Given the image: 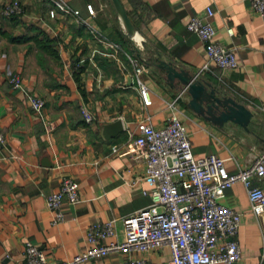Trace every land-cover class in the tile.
<instances>
[{
    "label": "crops",
    "instance_id": "crops-1",
    "mask_svg": "<svg viewBox=\"0 0 264 264\" xmlns=\"http://www.w3.org/2000/svg\"><path fill=\"white\" fill-rule=\"evenodd\" d=\"M10 1L0 0V9ZM18 1L22 15H0V128L5 138L0 145V264H26L27 241L50 264L70 260L84 250L88 226L107 220H114L116 239L122 240V218L150 203L142 193L150 189L143 179L144 162L128 146L136 123L148 118L154 127L165 125L167 105L181 90L178 80L169 85L158 60L211 83L219 95L252 112L247 130L231 121L218 126L190 108L185 92L176 115L186 127L194 156L218 155L235 172L264 150V21L250 0H120L134 28L130 36L111 0ZM50 7L57 12L54 19L47 16ZM207 7L213 10V41L234 49L238 67L233 70L209 64V70L198 73L207 62L204 44L186 24L191 16H204ZM103 38L121 50L106 48ZM126 55L148 67L143 80L152 102L146 108L134 89ZM14 74L44 101L48 130L23 93L11 88L8 80ZM81 106L91 114L90 123L83 120ZM117 118L123 129L105 139L102 126ZM64 176L77 183L79 201L64 203V220L52 224L45 197L59 188ZM221 201L240 213L241 259L236 264H264L262 234L243 185H232ZM140 257L163 264L169 249L120 251L82 264H125Z\"/></svg>",
    "mask_w": 264,
    "mask_h": 264
},
{
    "label": "built area",
    "instance_id": "built-area-1",
    "mask_svg": "<svg viewBox=\"0 0 264 264\" xmlns=\"http://www.w3.org/2000/svg\"><path fill=\"white\" fill-rule=\"evenodd\" d=\"M250 3L264 21V0H250ZM86 10L90 16L95 15L92 5L87 4ZM68 12L79 16L77 10ZM22 14L23 7L18 0H11L0 9V15L6 18ZM212 15L213 10L207 7L204 16H191L186 24V29L204 44L207 62L198 73L209 70V64L221 70L238 67L234 49L213 41L215 29L209 19ZM47 16L54 19L57 16L55 8L50 7ZM226 30L229 35L233 34L232 28ZM103 44L106 48L121 50L119 44L106 38ZM126 57L132 68L134 89L146 108L152 102L151 91L143 80L148 67L134 56ZM8 82L12 89L23 93L30 109L48 130L42 113L44 101L24 88L18 74L12 75ZM185 92L181 89L168 103L169 115L162 127H154L148 118L140 119L128 145L144 162L143 179L150 189L142 193L150 197V203L122 218V240L116 239L114 220L92 223L86 230L84 250L70 260L55 264H82L126 250L146 254L161 247L169 249V258L163 264H236L241 259L237 240L240 213L221 201L225 191L235 183H241L246 190L249 211L257 218L264 243V189L261 186L264 150L247 166H238L235 172H229L225 159L218 155L194 156L186 127L176 115L177 102ZM80 113L86 123L92 121L85 106H81ZM4 141L0 128V145ZM78 201L77 183L71 177H62L59 188L45 197L46 208L52 212V224L64 220V203ZM24 260L26 264H50L40 248L29 241L24 244ZM125 264L153 263L140 257L130 258Z\"/></svg>",
    "mask_w": 264,
    "mask_h": 264
},
{
    "label": "water",
    "instance_id": "water-1",
    "mask_svg": "<svg viewBox=\"0 0 264 264\" xmlns=\"http://www.w3.org/2000/svg\"><path fill=\"white\" fill-rule=\"evenodd\" d=\"M122 24L129 36L133 34L134 28L120 0H111ZM156 66L165 72L169 85L178 80L181 89H185L189 95L190 108L212 123L221 126L226 121H231L247 130L252 112L243 104L229 96L219 95V91L212 87L211 83L194 76L187 70L177 68L172 62L158 60ZM123 129L120 119L104 124L102 136L107 139L113 137Z\"/></svg>",
    "mask_w": 264,
    "mask_h": 264
},
{
    "label": "trees",
    "instance_id": "trees-1",
    "mask_svg": "<svg viewBox=\"0 0 264 264\" xmlns=\"http://www.w3.org/2000/svg\"><path fill=\"white\" fill-rule=\"evenodd\" d=\"M42 40H43L42 42H43L44 44H48V46L51 45L50 40H49L48 38L43 37ZM46 46H47V45H46Z\"/></svg>",
    "mask_w": 264,
    "mask_h": 264
}]
</instances>
